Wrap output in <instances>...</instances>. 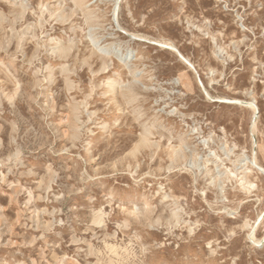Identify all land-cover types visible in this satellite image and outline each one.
I'll return each mask as SVG.
<instances>
[{
    "label": "rangeland",
    "instance_id": "obj_1",
    "mask_svg": "<svg viewBox=\"0 0 264 264\" xmlns=\"http://www.w3.org/2000/svg\"><path fill=\"white\" fill-rule=\"evenodd\" d=\"M0 264H264V0H0Z\"/></svg>",
    "mask_w": 264,
    "mask_h": 264
}]
</instances>
